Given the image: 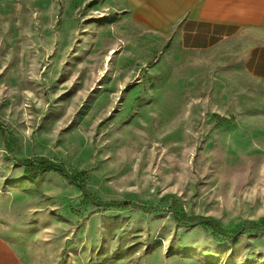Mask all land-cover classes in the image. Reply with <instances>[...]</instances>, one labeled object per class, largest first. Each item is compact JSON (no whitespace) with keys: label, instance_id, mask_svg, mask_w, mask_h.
Wrapping results in <instances>:
<instances>
[{"label":"rangeland","instance_id":"obj_1","mask_svg":"<svg viewBox=\"0 0 264 264\" xmlns=\"http://www.w3.org/2000/svg\"><path fill=\"white\" fill-rule=\"evenodd\" d=\"M163 30L124 0H0V264H264V86ZM41 158L75 182L26 180Z\"/></svg>","mask_w":264,"mask_h":264},{"label":"crops","instance_id":"obj_2","mask_svg":"<svg viewBox=\"0 0 264 264\" xmlns=\"http://www.w3.org/2000/svg\"><path fill=\"white\" fill-rule=\"evenodd\" d=\"M144 24L188 52L228 51L243 71L264 86V0H124ZM0 247L3 242L0 239Z\"/></svg>","mask_w":264,"mask_h":264},{"label":"trees","instance_id":"obj_3","mask_svg":"<svg viewBox=\"0 0 264 264\" xmlns=\"http://www.w3.org/2000/svg\"><path fill=\"white\" fill-rule=\"evenodd\" d=\"M47 174H55L62 178H64L67 181L75 182L73 175H71L65 166L61 163H56L47 159H39L35 162H28L25 165L23 175L26 180L29 181H36L39 177ZM81 191L83 192L84 200L85 201H93L91 198L89 192L85 189L84 186H81ZM94 202V201H93ZM96 203V202H95ZM98 204V206L102 207H120V208H126V207H133L134 209L140 210L144 213H156L159 210L156 208H144L140 207L135 204L131 203H119V204ZM173 219L174 221L180 225L183 228H194V227H202L204 229H209L213 233L223 237L224 239H233L235 238L239 233L245 230L257 232L259 229L257 227H243L235 232L227 233L221 227L219 224L210 217H202V216H186V215H179L176 213H173Z\"/></svg>","mask_w":264,"mask_h":264}]
</instances>
